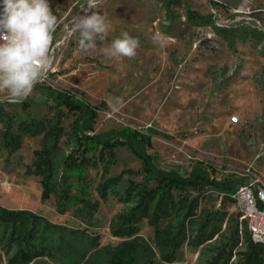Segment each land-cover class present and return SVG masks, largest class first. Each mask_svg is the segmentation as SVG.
I'll use <instances>...</instances> for the list:
<instances>
[{
    "label": "rangeland",
    "instance_id": "obj_1",
    "mask_svg": "<svg viewBox=\"0 0 264 264\" xmlns=\"http://www.w3.org/2000/svg\"><path fill=\"white\" fill-rule=\"evenodd\" d=\"M49 3L60 21L49 79L20 102H9L0 94V115L13 120L14 132L20 123L48 124L62 112V127L71 134L80 113L56 104L48 92L74 90L80 100L103 107L97 134L151 130V152L162 169L186 175L202 163L215 169L219 179L246 180L249 170H255L264 180V0H101L95 11L107 17L111 28L88 52L79 51V33L71 30L86 0ZM192 15L199 18L190 19ZM125 31L140 41L136 57L105 56L103 49ZM158 33L166 38L163 48L152 41ZM117 99L120 105L114 111L110 105ZM5 130L0 121V206L31 210L68 229L52 236L45 255L29 264H210L217 256H223V263L232 252L238 225L241 243L228 264H246L242 234L249 230L233 196L209 190L197 219L215 218L220 233L200 248L184 244L177 260L166 263L147 220L139 225L131 248L123 245L131 239L112 235L114 219L129 209L118 196L110 195L90 222L78 213L79 204L60 215L54 196L42 203L40 178L26 172L35 151L42 148L43 135L23 136L21 149L10 155ZM61 148L60 161L78 150L69 135ZM116 154L110 176L122 175L118 192L124 194L131 181L143 182L142 162L127 147H118ZM101 166L87 172L93 186L100 181ZM98 198L92 190L91 199ZM196 226L190 233L195 234ZM91 239L99 240V248L92 249ZM18 251L0 231V264H11Z\"/></svg>",
    "mask_w": 264,
    "mask_h": 264
},
{
    "label": "trees",
    "instance_id": "obj_2",
    "mask_svg": "<svg viewBox=\"0 0 264 264\" xmlns=\"http://www.w3.org/2000/svg\"><path fill=\"white\" fill-rule=\"evenodd\" d=\"M193 17L199 18L192 15L190 19H194ZM48 95L56 104L65 106L70 112L80 113L72 125L71 134L62 127V112H57L55 119L48 124L35 120L20 123L17 133L13 131V120L9 116L0 115V121L6 127L3 137L10 155L21 149L23 136L43 135L42 148L35 151L34 162L26 172L29 176L40 178L42 203H46L54 196L56 210L60 215L70 211L74 203L79 204L78 213L90 222L101 204L108 202L110 195L118 196L119 201L128 205L129 209L114 219L112 235L131 239L132 242L123 244L131 248L134 240L138 238L139 225L147 220L149 226L154 229V239L161 259L166 263H174L177 260L184 244L200 248L220 233L215 218L197 219L200 204L209 190L234 196L245 179L230 177L219 179L215 176V169L202 163L194 165L191 172L186 175L176 170L162 169L151 152V130L127 128L113 132L114 134H97L95 125L99 113L104 110L102 106H93L80 100L78 92L74 90L50 89ZM68 135L78 150L60 161L58 158L62 152L61 141ZM118 147H127L142 162L143 182L131 181L124 194L118 192L122 175L110 176L111 167L116 162ZM90 153L93 154L89 156ZM100 166L102 168L100 181L93 186L87 172ZM92 190L98 194V199H91ZM194 224L197 226L195 234H192L191 226ZM246 225L248 228V224ZM240 230L238 225L232 252L241 243ZM0 231L9 236V244H16L19 248L11 264H29L32 260L45 255V247L50 244L52 236L62 235L68 229L31 210L0 206ZM248 234V231L242 234L245 238L243 244L246 245L244 261L246 264H260L264 257V245L255 244ZM91 243L92 249L99 248V240L91 239ZM232 252L223 263H221L223 256H217L210 264H228ZM152 253L155 255L153 251ZM224 253L222 252V255ZM120 255L121 252L117 257Z\"/></svg>",
    "mask_w": 264,
    "mask_h": 264
},
{
    "label": "clouds",
    "instance_id": "obj_3",
    "mask_svg": "<svg viewBox=\"0 0 264 264\" xmlns=\"http://www.w3.org/2000/svg\"><path fill=\"white\" fill-rule=\"evenodd\" d=\"M101 0H86L83 14L73 19L71 30L79 33V51L96 48V40H104L111 24L106 16L95 11ZM60 21L52 11L49 0H0V94L9 102L29 97L35 86L47 78L53 66L54 33ZM162 34L152 36L154 44L165 46ZM140 47L139 39L122 32L103 49L109 58L134 59ZM117 99L110 105L117 109Z\"/></svg>",
    "mask_w": 264,
    "mask_h": 264
},
{
    "label": "built area",
    "instance_id": "obj_4",
    "mask_svg": "<svg viewBox=\"0 0 264 264\" xmlns=\"http://www.w3.org/2000/svg\"><path fill=\"white\" fill-rule=\"evenodd\" d=\"M51 71L52 68L42 82L49 79ZM233 198L243 213L242 219L247 221L251 240L264 245V180L255 170H249L247 179Z\"/></svg>",
    "mask_w": 264,
    "mask_h": 264
},
{
    "label": "bare ground",
    "instance_id": "obj_5",
    "mask_svg": "<svg viewBox=\"0 0 264 264\" xmlns=\"http://www.w3.org/2000/svg\"><path fill=\"white\" fill-rule=\"evenodd\" d=\"M232 121L233 122H238V118L237 117H234V118H232Z\"/></svg>",
    "mask_w": 264,
    "mask_h": 264
}]
</instances>
